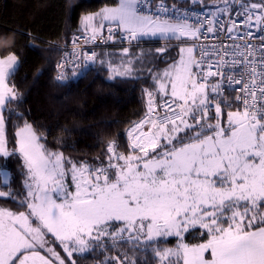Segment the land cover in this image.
<instances>
[{
    "label": "snow or ice",
    "instance_id": "6c2138e0",
    "mask_svg": "<svg viewBox=\"0 0 264 264\" xmlns=\"http://www.w3.org/2000/svg\"><path fill=\"white\" fill-rule=\"evenodd\" d=\"M206 8L205 0H119L82 18L76 66L96 59L81 40L179 42L144 90L127 151L110 141L97 162L48 151L27 122L9 151L4 109L17 99L8 81L18 57H0V159L19 153L24 167L23 191L14 192L6 159L0 166V199L18 201L16 210L0 207V264H78L77 254L98 247L119 250L104 264H264V0ZM18 34H0L5 50ZM109 67L118 76L133 71L131 60ZM197 230L201 239L187 242ZM169 238L175 246L160 247Z\"/></svg>",
    "mask_w": 264,
    "mask_h": 264
},
{
    "label": "trees",
    "instance_id": "16d2710c",
    "mask_svg": "<svg viewBox=\"0 0 264 264\" xmlns=\"http://www.w3.org/2000/svg\"><path fill=\"white\" fill-rule=\"evenodd\" d=\"M117 2L0 0V34L7 30L19 33L14 37L15 45L7 50L0 42V56L11 51L18 57V64L8 81L14 86L17 99L4 109L5 134L11 151L16 147L15 132L25 122L32 125L48 151L63 153L72 161L92 163L98 158L103 159L110 141H115L119 151H127L126 130L145 112L147 97L144 90L153 88V75L176 57L178 43H142L127 47L134 67L129 75H115L108 67L110 63L121 62L120 48H125L111 47L99 48L97 62L80 72L75 71L78 75L67 72L61 81L54 78V62L61 45L73 32L82 31L83 15ZM205 2L211 8L213 0ZM164 47L167 51H156ZM5 159L7 170L12 174V190L23 191L22 158L16 153ZM5 159H0V166L5 164ZM17 204L18 201L0 199V207L16 210ZM200 239L198 230L186 235L190 243ZM175 243V238H169L160 247H174ZM57 251L64 255L61 248L57 247ZM118 251L98 247L86 254H77L76 259L78 264H104L106 257L116 256ZM144 258L145 254H141V262Z\"/></svg>",
    "mask_w": 264,
    "mask_h": 264
},
{
    "label": "built area",
    "instance_id": "2783aa9c",
    "mask_svg": "<svg viewBox=\"0 0 264 264\" xmlns=\"http://www.w3.org/2000/svg\"><path fill=\"white\" fill-rule=\"evenodd\" d=\"M165 2L169 6H171L173 4V2H167V1H165ZM177 4L183 5V3H177ZM154 6H155V2L153 3V7ZM192 7L194 8V10L196 12H199L201 10L200 7H198V6H192ZM209 10H212V9L211 8L204 9L205 12L209 11ZM82 35H83L82 31H75V32H73L70 35L68 41L61 45V50H60L59 56L54 62V71H55L54 78L56 80H58L57 77L61 74V72L63 73V76L65 77L67 72L81 71V70H83L85 68V67H83V64L85 63L84 61L78 62L80 64V66H76V64H73V63L70 62L71 61V52H72V49H73L72 40H73V38L75 36H82ZM105 35H107V32H105ZM142 43H143L142 39L139 40V41H133L131 45H129V43L127 41H124L123 43H121L119 41H116V42H108V43L97 42V43H88V44H84L83 40L80 41V44L83 47L84 51H86V52H95L96 53L95 61L94 62H89L88 63V67L91 66V65H94L97 62V50L99 48L129 47V46L140 45ZM61 62L65 63V67L63 69L58 67V65L61 64ZM58 81H61V80H58ZM130 126H128L127 130L130 128Z\"/></svg>",
    "mask_w": 264,
    "mask_h": 264
},
{
    "label": "rangeland",
    "instance_id": "374dc122",
    "mask_svg": "<svg viewBox=\"0 0 264 264\" xmlns=\"http://www.w3.org/2000/svg\"><path fill=\"white\" fill-rule=\"evenodd\" d=\"M118 4H119V0H118V2H117V4H115V5H110V6H104V8H112V7H116V6H118ZM103 7L100 9V10H98V11H96V12H90V13H87V14H85V15H83V17H85V16H88V15H91V14H95V13H98V12H100L102 9H104ZM82 17V18H83ZM107 23V22H106ZM81 26H82V24H81ZM178 42V41H177ZM179 44V43H178ZM120 49H122V48H120ZM106 49L104 50V52L106 53ZM105 53H104V55H105ZM0 57H2V56H0ZM153 58H154V56H153ZM128 60H130V57L129 56H127V57H124L123 56V59L121 60V62H120V64L119 63H117L116 65H113L114 67H118L119 65H121V63L122 62H124V63H126ZM155 60V59H154ZM170 63H172V62H170ZM170 63H168L163 69H162V71H160V72H163V70L170 64ZM133 66V65H132ZM80 72V71H79ZM70 74H73V72H70ZM155 75V74H154ZM9 149V148H8ZM9 151L10 152H12L10 149H9ZM19 154V153H18ZM20 156V155H19ZM21 157V156H20ZM22 158V157H21ZM22 161H23V159H22ZM0 183H2V178H0Z\"/></svg>",
    "mask_w": 264,
    "mask_h": 264
},
{
    "label": "crops",
    "instance_id": "0c3cea01",
    "mask_svg": "<svg viewBox=\"0 0 264 264\" xmlns=\"http://www.w3.org/2000/svg\"><path fill=\"white\" fill-rule=\"evenodd\" d=\"M104 8V7H103ZM81 28H82V26H81ZM142 40H143V43H158V44H160V43H171V42H173V43H179V42H177L176 40H172V41H166V40H163V39H160V38H158V37H155V38H142ZM120 64V63H119ZM113 66V65H112ZM120 66V65H119ZM108 67H109V65H108ZM133 70H134V67H133ZM162 71V70H161Z\"/></svg>",
    "mask_w": 264,
    "mask_h": 264
}]
</instances>
